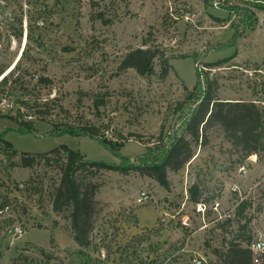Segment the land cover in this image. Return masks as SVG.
<instances>
[{
	"label": "rangeland",
	"instance_id": "rangeland-1",
	"mask_svg": "<svg viewBox=\"0 0 264 264\" xmlns=\"http://www.w3.org/2000/svg\"><path fill=\"white\" fill-rule=\"evenodd\" d=\"M139 46L160 50L155 73L120 68ZM2 70L0 264H191L198 254L218 264L216 250L241 224L245 237L264 235V151L244 158L220 125L206 130L182 168L168 170V186L135 168L163 157L195 106L187 96L198 82L206 89L207 77L221 99L264 104V9L253 0H0ZM83 125L117 151L59 132ZM64 145L127 168L93 176L87 246L74 238L69 209H54L61 171L47 157ZM24 152L37 157L32 166L14 164ZM142 191L151 195L145 203L137 201ZM243 199L252 205L239 215Z\"/></svg>",
	"mask_w": 264,
	"mask_h": 264
},
{
	"label": "trees",
	"instance_id": "trees-1",
	"mask_svg": "<svg viewBox=\"0 0 264 264\" xmlns=\"http://www.w3.org/2000/svg\"><path fill=\"white\" fill-rule=\"evenodd\" d=\"M264 9V0H253ZM160 56V50L151 46H139L130 49L123 57L120 68H134L141 75H151L155 73V60ZM167 62L168 60L165 59ZM4 70L0 72L2 74ZM9 81V75H4L0 80V90ZM48 81L47 77L41 76L39 82ZM218 82L207 77V87L202 90L198 82L194 89L190 91L187 100L194 99L195 106L185 123L182 132L175 136L168 146L163 157L154 163L138 165L135 168L146 173L161 184L168 186V170H178L182 168L193 156V145L206 138V130L215 124L220 125L237 152H241L244 158L253 154L259 155L264 151V104L256 100L244 99H221L216 96ZM186 101L182 102L181 108ZM22 124V123H21ZM22 131V130H21ZM30 132L31 130H27ZM24 132V131H22ZM69 133L72 136H79L82 133L98 138L101 143L109 147L114 152L117 151L118 143L107 140L99 136L98 128L92 125L81 127L65 126L60 131ZM9 147L12 143L6 141ZM56 147L52 152L57 156L47 157V159L57 163L61 171L60 183L56 187L54 194V209L61 211L69 209L71 227L75 240L80 246L90 244V233L94 226V216L96 212V193L99 183L94 180L95 175L100 174L102 169H122L118 165H113L105 161H91L79 150L63 146ZM48 156V155H47ZM51 156V155H50ZM37 157L34 154L24 152L20 161L16 165L24 167L32 166ZM191 199L198 202L200 189L194 184L189 189ZM251 202L243 199L237 207V214L242 215ZM247 224L240 225V231ZM239 231L237 238L230 240L224 249L216 250L219 255L218 264H257L250 244L253 241L251 235L245 237V233ZM244 239H243V238Z\"/></svg>",
	"mask_w": 264,
	"mask_h": 264
},
{
	"label": "built area",
	"instance_id": "built-area-1",
	"mask_svg": "<svg viewBox=\"0 0 264 264\" xmlns=\"http://www.w3.org/2000/svg\"><path fill=\"white\" fill-rule=\"evenodd\" d=\"M240 171L243 174H247L248 172L245 166H242L240 168ZM150 198H151L150 193H148L147 191H142L139 194L137 201L139 203H145L149 201ZM198 205L200 208H202V206H204V203L199 202ZM13 228L15 234L17 235H22L24 233V230L19 225H15ZM250 248L253 251L255 261L257 262L259 256L264 254V235L253 239V241L250 244ZM191 264H211V262L205 256L198 254V255H193V257L191 258Z\"/></svg>",
	"mask_w": 264,
	"mask_h": 264
},
{
	"label": "water",
	"instance_id": "water-1",
	"mask_svg": "<svg viewBox=\"0 0 264 264\" xmlns=\"http://www.w3.org/2000/svg\"><path fill=\"white\" fill-rule=\"evenodd\" d=\"M3 77H4V75H3ZM1 80V79H0Z\"/></svg>",
	"mask_w": 264,
	"mask_h": 264
}]
</instances>
